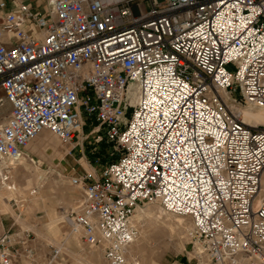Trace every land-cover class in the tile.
Masks as SVG:
<instances>
[{"label":"built area","instance_id":"obj_1","mask_svg":"<svg viewBox=\"0 0 264 264\" xmlns=\"http://www.w3.org/2000/svg\"><path fill=\"white\" fill-rule=\"evenodd\" d=\"M247 105L264 109V0H0V156L45 129L83 141L91 120L117 157L71 177L64 215L110 264L153 204L191 219L194 264H264V126Z\"/></svg>","mask_w":264,"mask_h":264},{"label":"rangeland","instance_id":"obj_2","mask_svg":"<svg viewBox=\"0 0 264 264\" xmlns=\"http://www.w3.org/2000/svg\"><path fill=\"white\" fill-rule=\"evenodd\" d=\"M41 1L44 4L47 0ZM247 106H244L243 108ZM247 112V114H249L248 110ZM261 112L263 120L259 119V121L264 123V112ZM249 120L252 119L249 118ZM91 123L92 121L88 120L87 125L84 127L85 139L82 141L81 138L78 139L75 137L73 144H61L60 140L49 130H47V132H50L49 134L53 140V148H50L51 150L49 148H43L39 137L33 139V141L27 146L25 154L23 155L28 158L29 163L26 164V167L22 168V173L28 175L33 164L37 165L38 168L42 170L49 171L47 176H49V179L52 180V178H54V180L58 182L60 188L58 193H60L61 190L65 192L67 186H74L69 181L71 180V177L83 172L84 169L94 170L97 168L96 170H98L101 164H105L106 162L115 159L117 156L111 154L113 145L107 142L105 138L97 141L95 139L96 134L91 133V129L93 128ZM77 141L80 143H77ZM98 158L100 163L99 166H96L95 160ZM3 168H5L3 179L5 178L7 181H10L11 175H13L12 169L8 167ZM14 177L17 176L14 175ZM19 179L20 183L25 182L21 176H19ZM2 182L0 174V183ZM12 186L13 188L15 187L14 184H12ZM64 188L66 189L64 190ZM35 190L36 188H33L31 192H35ZM62 191L61 193L63 194ZM76 192L77 194L74 196V203L70 208H73L76 205V199H79L82 196V192L79 188ZM9 203L16 214L20 215L21 218L27 216L23 210L27 206V201L20 202L12 198L9 200ZM152 206L155 207L159 205L153 204L142 207L148 208ZM67 207L68 204L66 205V208ZM70 208L68 207L67 210ZM159 208L164 213L162 211L150 213L141 218L140 221L134 222L138 228V236L134 242L136 244L141 243L142 246H140V249H138L139 251L135 254L136 258H131L128 251H126V264H194L197 260L196 252L199 246L190 234L192 228L191 219L189 217L185 219L187 221L188 229L181 228L175 219L171 222L168 221V219H166V217L169 216L167 215V212L161 207ZM58 211H64V215V204L58 206ZM135 213H137V211ZM159 213H161V215H159ZM45 215L46 213L44 210L36 208L33 210V213L28 214V217L30 218V223L38 225L44 221L43 218ZM151 221H154L155 223H150ZM60 228L63 232L71 229L70 226L65 223L62 224ZM0 229V235L7 234L11 236L10 247L14 254L13 259L15 264H26L25 262L28 264H85L81 259H88L90 256L87 251L90 248H97L90 246L83 239H78L85 249V251L79 254L76 246L77 239H75V236L72 234L65 244L69 245V250L71 249L74 253L81 255V259L75 257L72 252L64 249L55 253L57 250L55 244L38 238L31 228L19 224L10 216V214L7 213H2L0 215ZM141 229H144V232L146 233L145 236L140 232ZM102 258L104 262L110 264L104 256H102Z\"/></svg>","mask_w":264,"mask_h":264},{"label":"bare ground","instance_id":"obj_3","mask_svg":"<svg viewBox=\"0 0 264 264\" xmlns=\"http://www.w3.org/2000/svg\"><path fill=\"white\" fill-rule=\"evenodd\" d=\"M254 109H257V110H254ZM247 110L249 111V114H247L248 113ZM260 110L264 112L263 108L255 107L251 105L245 108H242L243 116L246 119V121L253 123V124H259V125L264 126V123L262 121H259V119L263 120V118L261 117L262 112ZM249 118L252 120H249ZM47 130L48 129L41 131L36 136L40 138L44 149L53 148V144H52L53 140L51 138V135L49 134L50 132L48 133ZM36 137L34 139H36ZM32 141L33 139L31 140V142ZM22 156L18 159L0 156V170L2 167H8L12 169V174H13L11 175L10 181H7L5 178L3 179L4 172L0 171L1 180L3 181L2 183H0V215L2 213L10 214V216L14 220H16V222H18L19 224L27 228H31L36 233L38 238L43 239L46 242H51L55 244L57 246L58 252L62 249L68 250L72 252V254L75 257H78L81 259L82 256L79 254L85 251L83 245L78 241V239H82L80 237L81 234L74 232L72 229L63 232L60 226L64 223L66 225H69V223L67 219L65 218V215H63L64 211H58V206L60 204H64L65 211L67 210L68 207L70 208L72 206V204L74 203V196L77 194L76 191L78 187L77 186L76 187L67 186V189L64 188V190L66 189L65 192L61 190L63 194L61 193V191L60 193H58V191L60 190L58 182L54 180V178H52V180L49 179V176H47V174H49V171L42 170L38 168V166L35 164L32 165L31 167L32 169L29 171L30 173L28 175L23 174L21 170L22 168L26 167V164H28L29 162H28V158H26L25 156L23 157ZM14 175L17 176L18 178L14 177ZM19 176H21L22 179L25 180L24 183H20ZM12 184L15 185L14 188ZM33 188H36V190L35 192L32 191L33 192L32 193L31 190ZM262 194H264V177H263ZM12 198L20 202L27 201V206L23 209L25 212V215H27L25 218H21L20 215L16 214V212L10 205L9 200ZM76 200H78V198ZM67 204H68V207L66 208ZM159 207L160 206H155V207L152 206L148 208H144V207L138 208L136 210L137 213H135L133 217L134 222L140 221L141 218H143L144 216H147L150 213L162 211ZM36 208L42 209L46 213L45 217L43 218L44 221H42V223L38 225L37 224L34 225L30 223V218L28 217V214L33 213V210ZM159 215H161V213H159ZM167 215H169L166 217L168 221L171 222L175 219L176 222L179 223V226L181 228H184V229L187 228V223H186L187 221L185 220L188 218L187 216L173 215L169 213H167ZM153 222L154 221H151L150 223H153ZM140 232L144 234V236L146 235V233L144 232V229H141ZM72 234L75 236V239H77L76 246H77V252H79V254L74 253L71 249L69 250L68 249L69 245L65 244V242L70 238V236H72ZM140 246H142L141 243L136 244L134 242L127 248V251L131 258H136L135 254L139 251L138 249H140ZM87 253L89 254L90 257L88 259H81L84 261L85 264H107L106 262H104L102 258L103 256L102 250L98 248H90L87 251ZM25 263L28 264L27 262ZM240 264H245V263H240Z\"/></svg>","mask_w":264,"mask_h":264},{"label":"crops","instance_id":"obj_4","mask_svg":"<svg viewBox=\"0 0 264 264\" xmlns=\"http://www.w3.org/2000/svg\"><path fill=\"white\" fill-rule=\"evenodd\" d=\"M20 1H22V0H6L7 8H13V7H15L17 5V3L20 2ZM27 1L30 2L34 6H37V5H40V6L41 5H46V3H47V1H46V3L43 4L41 0H36V1L27 0Z\"/></svg>","mask_w":264,"mask_h":264}]
</instances>
